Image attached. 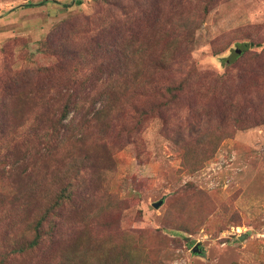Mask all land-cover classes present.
I'll return each mask as SVG.
<instances>
[{"label": "rangeland", "instance_id": "rangeland-1", "mask_svg": "<svg viewBox=\"0 0 264 264\" xmlns=\"http://www.w3.org/2000/svg\"><path fill=\"white\" fill-rule=\"evenodd\" d=\"M0 264H264V0H0Z\"/></svg>", "mask_w": 264, "mask_h": 264}, {"label": "trees", "instance_id": "trees-1", "mask_svg": "<svg viewBox=\"0 0 264 264\" xmlns=\"http://www.w3.org/2000/svg\"><path fill=\"white\" fill-rule=\"evenodd\" d=\"M29 6H31V5H27L26 7H29ZM237 53H238V51H237ZM74 104H76V103H75V102H69V101H66V102L64 103V106H63V111H64V109H67V107H69V105H74ZM77 105H78V102H77ZM40 241H41V238L36 237V238L34 239L33 243H31V244L29 245L30 249L37 248V247L39 246Z\"/></svg>", "mask_w": 264, "mask_h": 264}, {"label": "water", "instance_id": "water-1", "mask_svg": "<svg viewBox=\"0 0 264 264\" xmlns=\"http://www.w3.org/2000/svg\"><path fill=\"white\" fill-rule=\"evenodd\" d=\"M159 204H154V207H158Z\"/></svg>", "mask_w": 264, "mask_h": 264}]
</instances>
